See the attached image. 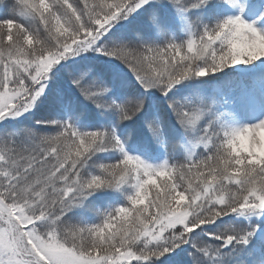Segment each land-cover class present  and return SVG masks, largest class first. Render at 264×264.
Segmentation results:
<instances>
[{"label":"snow or ice","instance_id":"1","mask_svg":"<svg viewBox=\"0 0 264 264\" xmlns=\"http://www.w3.org/2000/svg\"><path fill=\"white\" fill-rule=\"evenodd\" d=\"M0 264H264V0H0Z\"/></svg>","mask_w":264,"mask_h":264},{"label":"trees","instance_id":"2","mask_svg":"<svg viewBox=\"0 0 264 264\" xmlns=\"http://www.w3.org/2000/svg\"><path fill=\"white\" fill-rule=\"evenodd\" d=\"M170 151H171V149H170Z\"/></svg>","mask_w":264,"mask_h":264}]
</instances>
